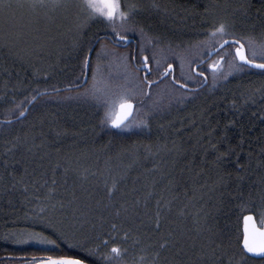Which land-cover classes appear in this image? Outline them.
Returning <instances> with one entry per match:
<instances>
[{
  "label": "trees",
  "instance_id": "obj_1",
  "mask_svg": "<svg viewBox=\"0 0 264 264\" xmlns=\"http://www.w3.org/2000/svg\"><path fill=\"white\" fill-rule=\"evenodd\" d=\"M121 3L137 5L123 22L73 8L23 42L0 40V121L40 92L79 85L94 44L89 66L105 75L96 91L87 82L44 94L22 120L0 123V264H264L241 245L243 216L264 220V71L240 63L234 44L193 71L228 39L264 62V0ZM222 22L228 34L213 35ZM122 35L136 49L113 44ZM102 42L110 50L100 60ZM169 64L174 81L163 77ZM124 100L135 112L115 128Z\"/></svg>",
  "mask_w": 264,
  "mask_h": 264
},
{
  "label": "snow or ice",
  "instance_id": "obj_2",
  "mask_svg": "<svg viewBox=\"0 0 264 264\" xmlns=\"http://www.w3.org/2000/svg\"><path fill=\"white\" fill-rule=\"evenodd\" d=\"M137 5H128L127 10L122 6L121 0H0V40H3L6 44L8 43H20L25 41L31 36L33 32H38V25L41 20L49 19L50 14L54 12H68L73 8H80L86 12L88 19L93 18H103L110 23L115 24L116 20L119 19L121 22L126 20L132 9L136 8ZM228 25L224 22L220 23L218 27L212 30V34H228ZM117 35L119 33L117 32ZM121 39H127L126 36H121ZM239 44V47L235 49L236 56H238L240 61L248 65H254L257 68L264 69V62L257 63L255 58L250 59L246 54L244 45L240 44L239 41H235ZM226 44L227 41H224ZM255 57V53H253ZM148 57H144L145 65L148 62ZM224 59V57H221ZM233 64L235 62L233 61ZM85 66H87V57L85 58ZM213 68L220 65L213 64ZM172 68L169 64L165 69V72ZM146 82L151 85L153 82L147 80ZM177 84L180 81H176ZM187 87V85H185ZM34 100L35 97H32ZM122 112L126 115L128 111L132 108V103L130 100H124L120 104ZM24 111L20 112L21 116L25 115ZM111 123L120 126L122 119L112 120ZM115 185L109 188L108 196L111 197L114 194ZM119 214V212H117ZM264 223V221H262ZM112 228L115 229L116 225L113 224ZM154 231H161V217L159 211L156 213L155 227ZM169 237L172 233L167 234ZM64 234L61 233V237ZM66 238V237H65ZM42 242H47L51 244H56V240L45 239ZM107 243V240L103 241ZM79 243V242H77ZM170 240L164 239V242L160 244V248L163 249L169 246ZM243 246L248 253L264 255V227H257L254 216L247 215L244 217V239ZM99 247V246H97ZM111 252L118 254L120 249L114 246ZM159 255V253H157ZM38 264H85V261L73 257H59L52 258L49 257L47 260H41Z\"/></svg>",
  "mask_w": 264,
  "mask_h": 264
},
{
  "label": "water",
  "instance_id": "obj_3",
  "mask_svg": "<svg viewBox=\"0 0 264 264\" xmlns=\"http://www.w3.org/2000/svg\"><path fill=\"white\" fill-rule=\"evenodd\" d=\"M224 41H227V43L225 44L224 43ZM223 42H221L220 43V45H218L216 48H214L213 50H211L210 51V53H209V55L204 59V60H202L201 62H199V64L196 66V67H194V69H193V71L194 72H196V69H197V67H199V65H202V64H204V63H206L207 61H209V59L211 58V57H213L215 54H217L218 52H220V50L221 49H223L224 47H226V46H230L231 44H234V45H236L237 47H239V44H237L235 41H237V40H234V39H231V40H224ZM131 42H133V39H131V40H125V45H123V46H128ZM240 43V42H239ZM133 44H135L134 42H133ZM241 44V43H240ZM94 49H95V44L94 45H92V47H91V49H90V51H89V53H88V55H87V66H85V74H84V78H83V82L81 83V84H79V85H77L76 87H66V89L67 90H70V89H77V87H81V86H83V85H85L86 83H87V78H88V74H89V68H88V66H89V63H90V60H91V55H92V53H93V51H94ZM135 49H136V44H135ZM244 49H245V46H244ZM245 52H246V54H247V50H245ZM237 59H238V61L240 62V63H242V64H244V65H246L247 67H249V68H251V69H256V70H259V71H264V69H260V68H257V67H255L254 65H248V64H246V63H244L243 61H240L239 60V58H238V56H237ZM222 60L223 59H221V57H220V59L217 61V64L218 65H220L221 66V63H222ZM258 63V62H257ZM220 66H218V67H216V68H213L211 65L209 66V70H211V71H215V70H217ZM140 70L143 72V74H142V77L145 79V77L147 76V75H149L150 74V68H149V66L146 64L145 65V63H144V58H143V60H142V67L140 68ZM173 74H174V67L172 66V68L171 69H169L168 71H167V73L165 72L164 74H163V77L164 78H166L168 75H170L171 76V79H172V81H174V76H173ZM207 84V79L206 78H204V82H203V84L201 85V86H205ZM176 85H178L179 87H182L184 90H186V91H188V90H193V89H191L190 87H185L184 85H182V84H176ZM66 89H59V90H55L54 92H40V93H38L37 95H35L34 97H35V99L33 100H31L27 105V107L25 108V109H27V111L25 112V115L24 116H21V115H19V117H17L16 119H12L11 121H0V123L1 122H3V123H12L13 121H15V120H22L23 118H25L26 117V115H27V113H28V110H29V108L33 105V103L38 99V98H40L41 96H43L44 94H49V93H55V92H61V91H63V90H66ZM195 90H198V89H195ZM132 103V102H131ZM134 108H135V103L133 102L132 103V108H131V110L130 111H128L127 112V114L125 115L123 112H122V110H121V108H120V104L116 107V114L114 115V118H113V120H116V119H122V123L120 124V126H116V125H114L113 123H111V126H113V127H115V128H121L124 124H126L132 117H133V115H134ZM247 215H252V216H254L252 213H250V214H246V215H244L243 216V219H242V225H241V228H242V236H241V239H242V241H241V245H242V248H243V250L249 255V257H253L254 259H257V260H263V258H264V255H260V254H254V253H248L247 252V250L244 248V246H243V239H244V217L245 216H247ZM255 218V221H256V225H257V227H264V223H262L261 222V224H260V226L258 225V222H257V219H256V217H254ZM264 221V220H263ZM62 257H66V256H62ZM49 257H47V258H43V259H40V261L41 260H47ZM52 258H59V257H52ZM75 258V257H74ZM79 259V258H78ZM29 264H38V262H36V263H29ZM85 264H90V263H88L87 261H85Z\"/></svg>",
  "mask_w": 264,
  "mask_h": 264
},
{
  "label": "rangeland",
  "instance_id": "obj_4",
  "mask_svg": "<svg viewBox=\"0 0 264 264\" xmlns=\"http://www.w3.org/2000/svg\"><path fill=\"white\" fill-rule=\"evenodd\" d=\"M123 36V35H122ZM121 37V36H120ZM127 37V36H126ZM109 40H110V36L109 37H107ZM121 39V38H120ZM132 38L131 37H127V39H121L122 40V42H117V41H115V43H113V44H115V45H117V47L119 48L120 46H123V45H125V40H131ZM107 40V39H106ZM109 42L108 43H106V42H102L101 43V47H100V49H99V51H98V55H97V57H98V59H100L101 60V58H103L104 59V57L103 56H105L104 54H108V50H110L109 49ZM92 47V46H91ZM123 47H126V46H123ZM136 47H137V44H136ZM91 49V48H90ZM134 49H135V44H134ZM90 51V50H89ZM89 53V52H88ZM88 53H87V55H88ZM93 54V53H92ZM92 58V57H91ZM91 61V60H90ZM90 64V63H89ZM216 64H217V62H216ZM148 65V64H147ZM141 67H142V65H141ZM140 67V68H141ZM88 68H89V72L90 73H92L91 74V77L90 78H87V80H89V81H87L88 82V87H89V89L90 90H92V91H96V88H97V83H98V80H99V77L100 76H102V75H104L103 74V71L101 70L102 68L101 67H97L96 66V68L95 67H93L94 69H92V68H90V66H88ZM84 69H85V67H84ZM86 70V69H85ZM216 71V70H215ZM89 73V74H90ZM84 74H85V72H84ZM84 74H82V76L80 77V80H82V82H83V78H84ZM89 74H88V76H89ZM174 75V74H173ZM105 76V75H104ZM81 82V83H82ZM80 83V84H81ZM87 84V83H86ZM123 102V101H122ZM121 104V103H120ZM119 105V104H118ZM117 105V106H118ZM116 106V107H117ZM116 107H115V109L112 111L113 112V114H112V118H111V120H110V125H111V121L113 120V118H114V115L116 114ZM123 127V126H122Z\"/></svg>",
  "mask_w": 264,
  "mask_h": 264
},
{
  "label": "bare ground",
  "instance_id": "obj_5",
  "mask_svg": "<svg viewBox=\"0 0 264 264\" xmlns=\"http://www.w3.org/2000/svg\"><path fill=\"white\" fill-rule=\"evenodd\" d=\"M217 38H218V37H217ZM212 46H213V45H212ZM205 52H206V51H205ZM205 52H204V53H205ZM233 53H234V52H233ZM228 60H229V59H228ZM236 61H237V60H236ZM229 63H230V62H229ZM256 71H257V70H256ZM209 72H210V71H209ZM258 73H259V72H258ZM260 73H261V72H260ZM235 77H236V76H235ZM245 78H246V77H245ZM231 81H232V80H231ZM233 82H234V81H233ZM254 213H255V212H254ZM49 256H51V255H49Z\"/></svg>",
  "mask_w": 264,
  "mask_h": 264
}]
</instances>
